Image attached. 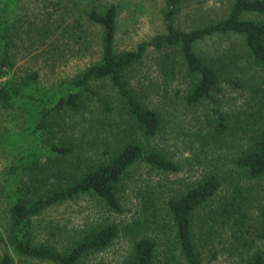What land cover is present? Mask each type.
Masks as SVG:
<instances>
[{
  "label": "trees",
  "instance_id": "obj_1",
  "mask_svg": "<svg viewBox=\"0 0 264 264\" xmlns=\"http://www.w3.org/2000/svg\"><path fill=\"white\" fill-rule=\"evenodd\" d=\"M25 1L0 0V146L13 151L0 264H264V0H226L188 26L178 22L184 0H161V29L122 49L112 1L56 0L26 20ZM29 24H49L79 49L93 27L94 58L51 79L20 67L18 32ZM215 35L236 44L203 50ZM224 85L249 96L226 107ZM185 165L197 173L172 185L166 173ZM127 196L130 217L114 221ZM79 197L92 201V220H43Z\"/></svg>",
  "mask_w": 264,
  "mask_h": 264
},
{
  "label": "rangeland",
  "instance_id": "obj_2",
  "mask_svg": "<svg viewBox=\"0 0 264 264\" xmlns=\"http://www.w3.org/2000/svg\"><path fill=\"white\" fill-rule=\"evenodd\" d=\"M46 3H44V2ZM56 0H29L25 1L27 8V18L32 19V16H44L45 11L54 12L53 3ZM112 1L116 4L118 9L117 14V27H116V37H115V47L117 49L130 48L138 40L143 38H148L153 33L158 32L161 29L160 19H159V8L161 6V0H99V3ZM226 0H184L182 4V9L178 14V22L181 26L185 24L188 26L191 23L207 20L213 16L215 13L223 10L225 7ZM58 10V8H57ZM56 10V11H57ZM61 10V8H59ZM57 13V12H56ZM24 20V21H25ZM33 20H37L35 17ZM51 19L49 20V22ZM48 22V23H49ZM28 27V28H26ZM18 32V35L22 37L19 43L17 52L16 64L20 67L30 68H41L45 72L47 78L52 77H63L67 73L72 72L78 68L84 66L90 59L95 56V45L91 43L92 39H95V33L93 27H88L85 32L86 41L83 43L86 48L79 49L78 45L73 43L72 40L63 37L59 29H52L49 24L43 25L42 28L35 29L31 24L27 25ZM30 32H35L37 34L30 35ZM41 36L42 42L34 41V38ZM203 50L212 51L221 47L234 46L236 44L235 39L232 36L215 35L211 37H206L201 42H199ZM55 62V64H53ZM19 68V67H18ZM257 80L263 77V72L256 71ZM45 80V81H49ZM223 91L221 94L222 103L226 107H234L240 105L247 97L249 92L247 90L235 89L232 87L223 86ZM242 91V94H241ZM83 116L89 118L88 112H85ZM73 117L75 119L79 118ZM7 120V119H6ZM19 124L22 122L17 120ZM185 122V121H183ZM18 123H13L12 121L7 122V127L9 130H20L18 128ZM85 124H88L85 120ZM89 134H85L84 139H87ZM20 144V143H17ZM86 156L90 155V151H85ZM185 157V154H184ZM190 158V154L187 155ZM13 158V151L5 146H0V230L1 223L3 221V215L6 209V199L4 190V174ZM186 158V157H185ZM183 158V162L185 161ZM187 160V158H186ZM142 169V168H141ZM153 172V171H152ZM152 172L149 176L152 175ZM195 168L187 170L186 165L182 170L175 173H166V177L173 179L172 185H177L180 179L182 181H188L194 176ZM163 174V173H162ZM144 172H140L139 169L133 173L136 183L140 182L144 176ZM161 173H156L152 176H160ZM163 176H165L163 174ZM128 193H132L130 188L125 190ZM91 200L87 197H79L73 199L70 202L62 203L53 207L47 211L43 220L63 221L64 219H72V224L80 225L83 220H92L93 212L89 210L88 205ZM132 196H127L123 201L125 207V213L123 215H108L114 221L117 220H127L130 217V212L133 210ZM101 217H106V213L103 211L99 212ZM112 249L119 251L121 249L120 244H114L112 248H107L98 254V258L107 259L113 253ZM261 249L264 252V241L261 244ZM206 257V256H205ZM36 264H49L47 262H39ZM218 264H228L227 260L218 262Z\"/></svg>",
  "mask_w": 264,
  "mask_h": 264
}]
</instances>
